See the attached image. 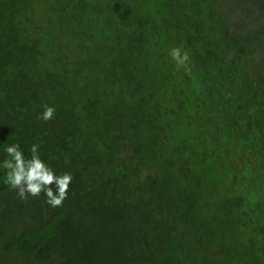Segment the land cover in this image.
Returning a JSON list of instances; mask_svg holds the SVG:
<instances>
[{
  "label": "trees",
  "instance_id": "1",
  "mask_svg": "<svg viewBox=\"0 0 264 264\" xmlns=\"http://www.w3.org/2000/svg\"><path fill=\"white\" fill-rule=\"evenodd\" d=\"M12 143L73 178L53 207L0 167L1 251L237 264L252 240L264 255V0H0V165Z\"/></svg>",
  "mask_w": 264,
  "mask_h": 264
},
{
  "label": "clouds",
  "instance_id": "2",
  "mask_svg": "<svg viewBox=\"0 0 264 264\" xmlns=\"http://www.w3.org/2000/svg\"><path fill=\"white\" fill-rule=\"evenodd\" d=\"M170 55L178 66H184L189 60L187 52L178 47L173 48ZM54 114L53 106L44 105L40 118L47 121ZM5 152L10 157V159H4L0 165L6 170L5 183L17 191L21 200H27L29 196H39L43 192L48 204L53 207L62 205L67 198L68 188L73 178L71 173L57 174L41 158L37 144L31 145L29 157H25L18 143L7 145Z\"/></svg>",
  "mask_w": 264,
  "mask_h": 264
},
{
  "label": "rangeland",
  "instance_id": "3",
  "mask_svg": "<svg viewBox=\"0 0 264 264\" xmlns=\"http://www.w3.org/2000/svg\"><path fill=\"white\" fill-rule=\"evenodd\" d=\"M251 167V166H249ZM252 168V167H251ZM233 187V186H232ZM229 188H225V190L222 189V194L220 196V198L223 197L224 193L226 194L227 198L228 197H232L231 199H233V195H231L230 191L228 190ZM229 192V193H228ZM228 193V194H227ZM13 195L10 193H6L3 195H0V204L2 203H7L8 199L10 198L9 196ZM15 195V193H14ZM32 198V197H31ZM219 198L216 200V204H214V209H217L218 211L221 210V205L223 204V202L221 201V199ZM218 201V202H217ZM229 204L232 203H236L238 202V200H233L230 201L228 200ZM217 210H213L211 211L212 214H214ZM16 224V220L12 219L11 221V225H15ZM3 229H6L5 225H0V234L2 233V238L5 236H8V233L10 230L14 229V228H8V230L5 232L3 231ZM244 248H242V252L241 255L238 257L237 259V264H264V255L261 252L260 249L256 248V244L254 241L249 240L248 244L243 245ZM54 264L53 261H47V262H36L31 255H22L19 256V258H17L15 256V253L12 250H8V251H1L0 250V264Z\"/></svg>",
  "mask_w": 264,
  "mask_h": 264
}]
</instances>
